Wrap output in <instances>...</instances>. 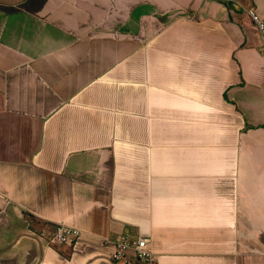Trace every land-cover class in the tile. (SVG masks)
Returning <instances> with one entry per match:
<instances>
[{
    "label": "crops",
    "instance_id": "0c3cea01",
    "mask_svg": "<svg viewBox=\"0 0 264 264\" xmlns=\"http://www.w3.org/2000/svg\"><path fill=\"white\" fill-rule=\"evenodd\" d=\"M264 0H0V264H264ZM59 224L72 244L51 240Z\"/></svg>",
    "mask_w": 264,
    "mask_h": 264
},
{
    "label": "built area",
    "instance_id": "2783aa9c",
    "mask_svg": "<svg viewBox=\"0 0 264 264\" xmlns=\"http://www.w3.org/2000/svg\"><path fill=\"white\" fill-rule=\"evenodd\" d=\"M248 15L254 21L259 31V49L264 60V21L253 8H249ZM78 234V229L65 224H59L56 226L51 240L57 243L72 244ZM146 244L147 240L144 236L123 233L114 241L111 259L118 264H157L156 256L146 247Z\"/></svg>",
    "mask_w": 264,
    "mask_h": 264
}]
</instances>
